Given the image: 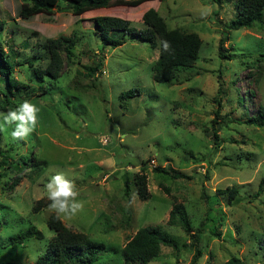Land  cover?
<instances>
[{
	"label": "rangeland",
	"instance_id": "rangeland-1",
	"mask_svg": "<svg viewBox=\"0 0 264 264\" xmlns=\"http://www.w3.org/2000/svg\"><path fill=\"white\" fill-rule=\"evenodd\" d=\"M235 1L152 0L76 17L60 0L50 15L23 19L19 0H0V51L15 65L14 78L35 91L8 101L0 96V112L14 111L25 100L39 108L26 140L12 139L15 124L0 128V160L9 157L0 163V243L28 227L42 235L0 249V264H35L44 253L55 235L49 218L57 217L48 207L46 184L57 173L75 183L83 203L76 216L58 219L68 231L104 244L95 264H124L119 250L140 228L155 225L177 240V249L161 246L148 264H193V238L177 222L168 223L174 204L184 207L192 233L201 232L194 264L232 258L264 264V126L245 123L264 112V13L253 29L230 30ZM149 9L168 30L194 33L201 41L193 66L165 83L151 78L158 47L134 35L122 36L117 48L103 47L94 32L98 16L142 30ZM225 37L226 57L220 58ZM48 39L62 40L60 67L55 78L37 79L33 70L49 62ZM130 90L137 93L121 96ZM215 113L220 125L213 127ZM141 173L147 200L136 193L134 178ZM226 188L236 191L238 202Z\"/></svg>",
	"mask_w": 264,
	"mask_h": 264
},
{
	"label": "trees",
	"instance_id": "trees-1",
	"mask_svg": "<svg viewBox=\"0 0 264 264\" xmlns=\"http://www.w3.org/2000/svg\"><path fill=\"white\" fill-rule=\"evenodd\" d=\"M60 0H19L20 8L18 16L23 19L44 14L50 15L51 11L58 6ZM67 4V9L72 15L79 17L83 14L93 12L95 10L110 7H137L140 4L152 0H61ZM236 14L230 21L229 29L233 31L250 30L262 22L264 13V0H236ZM142 24L145 26L142 30H136L131 27L129 22L112 16L94 17V32L99 37L103 47L117 48L123 44L122 36H135L140 40L150 44L152 48L158 47V58L152 64L151 78L154 82L165 83L174 78L179 69H188L198 60L201 41L194 33H180L176 30H168L162 18L153 9L147 10L142 15ZM62 40L48 39L46 41V50L48 55V65L41 70L35 68L33 75L40 79L45 76L55 78L58 68L60 67V57L58 49ZM167 41L171 45L170 51H164L162 42ZM227 41V37L220 39L218 46V55L225 58L223 43ZM12 52V51H11ZM264 56V53L261 54ZM25 64L31 65L29 60ZM24 65V64H19ZM14 67L12 60L0 51V96L8 101L11 97L29 96L35 91L30 86H25L22 82L16 80L13 76ZM135 90H130L121 94V96H134ZM239 103L241 101L239 100ZM218 114L215 113L212 120V126H219L217 121ZM246 124H253L256 127L264 126V112L260 111L255 116L246 118ZM217 128L212 130L214 142L217 141ZM191 156V154L189 153ZM9 161V157L1 155L0 163L2 165ZM144 171V167H141ZM154 172L170 175L178 179H186L187 177L171 168H155ZM264 183V179L260 184ZM129 181H124L125 195L129 192ZM136 193L140 200L148 199V190L146 186V176L141 173L134 178ZM167 192V190H166ZM224 193H228L229 198L238 202L236 191L226 188ZM40 203V202H39ZM36 209V208H34ZM177 222L189 237L193 238L192 244L195 249L193 257L194 262L201 256L198 243L200 242L201 232L192 233L188 216L184 207L180 204H174L169 213L168 223ZM49 227L54 231V237L47 243L44 253L39 256L35 264H95L98 262V256L104 253L105 246L103 243L93 241L85 234H76L64 228L55 216H51L48 221ZM192 233V234H191ZM41 239L42 235L33 227H28L19 234L8 237L0 243V249L14 247L23 244L29 239ZM166 246L177 249V240L167 233L161 226H146L140 228L132 238L119 250V257L124 264L138 262L140 264H148L149 261L159 255L160 247ZM182 247H186L185 244ZM11 264V263H4ZM223 264H243L236 258L229 259Z\"/></svg>",
	"mask_w": 264,
	"mask_h": 264
},
{
	"label": "clouds",
	"instance_id": "clouds-1",
	"mask_svg": "<svg viewBox=\"0 0 264 264\" xmlns=\"http://www.w3.org/2000/svg\"><path fill=\"white\" fill-rule=\"evenodd\" d=\"M210 11V9H209ZM164 51H170L171 45L167 41L162 42ZM39 108L29 100L14 111L0 112V128H15L11 132L14 141H23L35 130L37 125V113ZM47 196L50 201L49 209L54 212L57 218H72L83 210V203L77 200L79 192L72 180L67 179L63 173L53 175L46 184Z\"/></svg>",
	"mask_w": 264,
	"mask_h": 264
}]
</instances>
